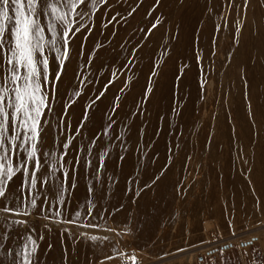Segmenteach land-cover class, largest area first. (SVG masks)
Listing matches in <instances>:
<instances>
[{
    "label": "bare ground",
    "instance_id": "bare-ground-1",
    "mask_svg": "<svg viewBox=\"0 0 264 264\" xmlns=\"http://www.w3.org/2000/svg\"><path fill=\"white\" fill-rule=\"evenodd\" d=\"M137 1L130 0L134 4ZM175 1L176 6L180 3L181 10H187L190 3V0ZM232 8V13H236L238 7L234 1ZM187 12L177 15L176 22H174L175 13L170 12V22L159 27L157 30L158 37L146 39L134 57H128L127 52L130 51L135 40L141 35L139 34L141 31L137 32V29L119 30L118 34H115L116 36L113 34L115 37L111 34L113 38L107 42L110 48L116 51L114 52L116 54L100 50L105 57L103 63L97 62L94 54H87L91 42L79 40L71 45V49L78 52L84 62L91 65L93 69L99 66L107 68L101 67L98 68L99 70L97 69L98 71L96 69L90 71L89 77L96 79L97 83L87 89L80 85L83 77L76 74L77 63H73L62 77V83L59 85V98L53 102V114L49 116L46 131L52 141H55L57 156L61 155V151H67L68 155L65 159L72 160L73 157H76L79 161L74 173L75 187H71L73 169L69 164V180L68 184L65 185L69 190L65 193V203L52 208H49L48 203H44L38 210L39 213L49 214L61 220H75L83 223L104 222L107 215L115 213L120 208L125 209L123 217L127 218L130 208L133 206V209L135 206L139 210L137 240L144 244L158 223V215L154 212L157 199L161 198L164 203H167L171 198L170 191L174 187L184 186L194 175L205 172L208 165L210 170L206 172V177L211 176L213 180L210 182L208 177L205 181V187L222 197L216 199L215 206V210L218 212L217 216L222 224L230 219L232 222L236 220L231 218V215L229 216V209L238 210L242 217H250L264 212V0H250L247 9L238 13V20L230 19L228 21L230 26L235 29L234 34H232L235 38L234 42L237 44L236 56L234 54L235 57L232 58V65L236 66L237 71L233 77L232 83L234 84L229 86L232 97L228 101L227 108L222 104L225 109L219 116L220 124L216 123L218 126L214 124L210 126L211 138L204 147L199 145L196 154L193 153L190 144L176 148L173 147L174 143L172 146H168L164 142V137L171 134L165 127V124H168L166 123L167 116L171 113L178 115L181 106L184 108V103L189 100L192 101L197 95L195 90L190 88V81L197 76L198 70L192 60L198 46L196 47L189 31H184L181 24L177 25L178 19L181 23L183 20L185 21ZM186 21L188 22L189 19ZM119 26L117 24L115 29H119ZM165 31H169V38L171 34L176 35L172 39L173 41L171 39L170 42L168 41ZM81 44L83 45L82 53ZM153 45L156 46L154 47L156 50L158 48V56L150 50ZM165 46L177 48V53L172 56V59L167 60L164 68L158 69L157 64L162 61L161 55ZM200 49L202 50L200 56L202 64L207 65L209 47H200ZM53 55L49 56L50 68L54 67L52 65ZM116 55L122 60V64L121 61L113 60ZM143 56L147 58V61L142 60ZM129 61H131L130 66L126 69L127 63L124 62ZM154 66L156 75L152 76ZM103 69L105 71L102 73L101 70ZM116 71H120L123 83L137 87L133 98L138 99V106L142 113L141 117L135 121L141 129L137 135L125 134V125L119 122L121 114L126 113V110L121 112L117 108L114 113L112 110L114 104L110 100L98 101L99 99H97L98 90L102 87L103 82ZM132 77H137L134 84H132ZM194 82L196 83V81ZM148 88L151 89L150 92H146ZM77 90L81 92V95L79 97L72 96L71 94ZM111 91L113 93L115 89ZM69 99L75 100V103L67 109L66 114L62 115V107ZM189 104L192 102L189 101ZM89 105H92L91 108ZM200 105L202 104L200 103ZM85 109H88L86 120L84 119ZM230 111H233L237 123H232L227 118ZM152 112L154 113L153 116ZM65 122L68 125L66 129ZM110 123L112 126L109 128ZM77 127H80V134H76ZM119 129L122 135H120ZM105 130H107V135H104ZM118 137L119 142L117 141ZM149 139L157 141L153 144L152 151H148L149 153L146 154ZM93 140L96 141L95 144L92 143ZM66 141H71V146L68 150H63L62 143ZM124 147L126 148L124 149ZM88 149L91 151H87ZM44 150L51 151L53 149L43 147L41 151ZM104 151H107L108 155L103 157L104 166L99 167L100 158ZM174 153H180L182 157L180 161H173ZM85 160L90 162L87 169L84 166ZM98 167L99 174L97 176L96 169ZM44 171H47V165H45ZM59 178L62 179L61 173ZM19 183L17 178L15 183L10 185V188L14 197L18 196L25 200L22 206L26 209L29 191L27 189L22 192L17 190ZM144 185L149 186L144 190L147 195L140 193V189L144 188ZM90 187L95 190L93 196L89 195L88 189ZM32 193L40 197L39 205L44 200V194L50 198L54 197L51 185L43 189L37 185V188L31 191ZM135 197L138 200L134 203L132 200ZM90 201L94 202V207L90 205ZM75 207L85 211L87 209V216L81 217L79 215V219H76ZM57 210L62 212L59 217L54 215ZM52 211L53 213H51ZM3 231L8 232V238L0 241L4 246L0 248V259H3L4 264H9V260L4 258L3 253L5 248L13 250L10 236L16 234L17 231L15 226H12L11 229L3 228ZM45 242L44 245L41 242L43 247L38 264H78L76 258L81 250L79 244L75 243L74 240L68 243L64 238L63 240L58 239L53 235Z\"/></svg>",
    "mask_w": 264,
    "mask_h": 264
},
{
    "label": "rangeland",
    "instance_id": "rangeland-1",
    "mask_svg": "<svg viewBox=\"0 0 264 264\" xmlns=\"http://www.w3.org/2000/svg\"><path fill=\"white\" fill-rule=\"evenodd\" d=\"M224 1L225 0H190L187 10H181L180 3L176 6L177 3L175 0H161L159 4L156 3V0H138L135 4L131 3L130 0H109V3L101 6L99 11H97L91 19L82 21V23H87L89 25L90 30L82 29L81 32L77 33L76 37H74L73 43L79 40L91 42L90 46H88L87 54H94L97 58L96 61L103 63L105 60V57L102 55L103 51H110L111 53L116 52L113 48H110L107 41L112 39L119 30L129 31L137 29V32L141 31L139 34L142 36L138 34L139 39L137 38L135 40L133 47L127 52L128 57H134L137 53L136 51L144 45L146 39L158 37L157 30L159 27L170 22V12L175 13L174 22H176L177 15L185 14L188 11L189 13L187 12L186 19H189V21L187 22L185 19V21L183 20L181 23L178 19L177 25L181 24L184 31H189L194 43H196V47L198 46V49L195 51V56L193 57L194 59L192 60V63L198 70L197 76L190 81V88H193L197 95L192 101L189 100L192 104H189L188 101L184 103L185 106L183 104L184 108L181 106L178 114L179 116L172 113V115L169 114V116H167L166 123L168 124H165V127L171 134H167L165 136L167 138L164 137V142L168 146H172L174 143L173 147L176 148L190 144L192 145L193 153L196 154L199 150V145L204 147L211 138L210 126L213 124L218 126L220 124L218 119L220 114L223 113V109L227 108L228 101L232 97L229 86L234 84L232 83L233 77L236 75L237 71L236 66L234 67L232 65V58L236 56L237 45L236 42H234L235 38L233 35L235 29L233 26H230L228 21L230 19L238 20V13L244 10L242 7L244 0H233L234 3H236V7L241 6L236 9V13L234 14L232 13L233 8L227 6V0L226 2ZM133 9H135V11H133ZM112 17L116 19L112 20ZM109 21H111V23ZM193 23L195 24L192 27ZM117 24L120 25L119 29H115ZM105 25H107V27H105ZM153 25H156V27H153ZM112 31L114 33H111ZM106 32L108 33L106 34ZM165 33L168 41L174 39L176 36L175 34H171L172 37L170 36L169 38V31H165ZM111 34L114 35L112 36ZM206 46L209 47L207 53L208 62L207 65H203L200 57L202 55L200 47L204 48ZM151 47L150 50L152 52L154 51L156 56H158V48L156 50L154 48L156 47L155 45ZM176 53L177 48L165 46L161 55L162 61L158 62L157 68H164L169 59H172V56H175ZM113 60L117 62L121 61L120 63L122 64V60H120L117 55ZM142 60L147 61V58L143 56ZM196 62L199 63L197 64ZM73 63L78 64L75 71L77 72V76L83 77L84 86L82 87L86 89L97 83L96 79L89 77L90 71L97 70L101 67L104 69L107 68L105 66H99L93 69L91 65L84 62L83 58L75 50L71 51L70 60L66 64V70H69ZM124 63H127L125 68L128 69L130 66L129 62ZM104 69L101 70L102 73L105 71ZM208 72H210L209 75ZM115 73L116 75H112L103 82L102 87L98 90V96H100L98 101L110 100L113 104H118V109L121 112L126 110V113L121 114L119 122L125 125V134L137 135L141 129L140 126L136 125L135 121L142 115L138 106V99L133 98V94L136 92L137 87L128 86L125 82L123 83V81H121L120 71H116ZM226 73L228 76L224 75ZM136 79L137 77H132V84L137 81ZM194 81H196V83ZM201 84L204 85L203 88H201ZM112 89H115L113 93L111 91ZM121 89H123V91H121ZM101 93H103L102 96L100 95ZM117 97H119V99H117ZM204 99H206V102ZM200 103L202 105H200ZM187 109L191 114L186 113L188 112ZM153 115L154 113L152 116ZM227 118L232 123H237L233 111L228 113ZM46 127L47 125L45 126L44 133H42L44 138L43 147H51L56 151L57 147L48 135ZM119 132L120 135H122L120 129ZM117 139L116 140L119 142V137ZM149 140L147 143L148 147H146L147 151H145L146 149L144 150L146 154L149 153L148 151H152L153 144L157 141ZM125 148L126 147H124V149ZM122 152H124L123 149ZM172 158L174 162H178L182 157L180 153H174ZM209 170L210 166L208 165L205 172L202 174L197 173L187 181L184 186L180 188L178 186L174 187L170 191L171 198L167 203H164L161 198L157 199L154 212L158 215L159 224H156L152 235L144 244L139 243L137 240L139 233V210L135 206L132 209V206L128 212L127 218L123 217L125 209L120 208L115 213L107 215L104 222L91 221L90 223H83L81 221H75V225L65 223L56 225L49 223V221L43 219L44 216H49L52 220L58 218H54L42 212L39 213V211L29 217H14L15 219L28 220L29 226H15L17 232L10 236L12 247H14L13 250H18L19 246L23 243L20 238L22 235L31 234L38 244V251L35 256V264H38L42 247L46 243L45 241L50 236L55 235L58 239L60 238L63 240L64 238L68 243L74 240L75 243L79 244L81 251L76 258L78 264H101V262H103V264H203V261H205L204 264H224L227 258L230 257V253L236 255V257L240 255L251 257L254 259L252 264H264V250L261 247V243L264 244V212L257 213L250 217H242L238 210L229 209V216L231 215L230 217L236 220L232 222L230 219L225 224H222L217 216L218 212L215 210L216 199L222 197L218 196L216 192H211L208 187H205V181H207L208 177L210 182L213 180L211 176L206 177V172ZM57 176L58 178L60 177V172L56 173V177ZM142 189L143 191H140V193L146 194V191H144L146 188ZM31 196L37 197V195L33 193ZM39 200L40 197L38 196L37 205L40 204ZM137 200V197H135L132 202L135 203ZM26 202V209L28 211H33L27 199ZM74 211L76 214L79 213L81 217L87 216L86 211L79 207H75ZM51 213H53V211ZM96 214H98V212H96ZM45 223H49V228L51 230L43 227ZM81 224H90L93 227L76 226ZM65 228L69 229L71 235H69V232L63 231ZM110 229H114V231ZM81 232L100 238L107 237V239L93 242L89 239L80 237L79 233ZM41 242H43V245ZM253 242L255 244L251 247L249 244ZM227 246L231 248L229 247V249L226 250L225 248ZM213 251L214 253L209 255V253ZM107 257H111V259H107ZM132 257L136 258L135 261H133Z\"/></svg>",
    "mask_w": 264,
    "mask_h": 264
},
{
    "label": "snow or ice",
    "instance_id": "snow-or-ice-1",
    "mask_svg": "<svg viewBox=\"0 0 264 264\" xmlns=\"http://www.w3.org/2000/svg\"><path fill=\"white\" fill-rule=\"evenodd\" d=\"M160 2L161 0H156L157 4ZM249 2L250 0H244L242 7L247 9ZM108 3L109 0H0V241L8 238V232L3 231V228L29 226L28 220L14 217L33 216L44 203H48L49 208L65 203V193L69 190L65 187L69 180V164L73 169L71 187H75L74 173L79 161L76 157L72 160L65 159L67 151H61L60 156L56 155L55 149L41 151L44 145L42 133L48 125V117L53 114V102L59 98V85L66 74L73 39L82 29L90 30L89 25L82 21L91 19L101 6ZM227 6L231 8L233 0H227ZM115 19L112 17V20ZM50 55H53L52 68L49 67ZM155 75L154 66L152 76ZM80 85L84 86L83 79ZM203 86L201 84V88ZM150 91V88L146 89V92ZM71 95L79 97L81 92L77 90ZM99 98L100 96H97V99ZM74 103L75 100L69 99L62 107L61 114H66L67 109ZM91 106L89 105V108ZM118 107V104H114V113ZM87 117L88 109H85L84 119ZM109 119L111 120V117ZM81 123L83 124V121ZM111 126L110 123L108 127ZM67 127L65 122V129ZM76 134H80V127H77ZM104 135H107V130ZM53 143L55 144V141ZM92 143L95 144L96 141L93 140ZM70 146L71 141L62 143L63 150H68ZM107 155V151L102 153L99 167L104 166L103 157ZM45 165L47 171H44ZM84 166L87 169L90 162L85 160ZM99 167L96 169L97 176ZM57 172L61 173L62 179L56 177ZM17 178L20 181L17 190L29 191L27 200L33 211H28L22 206L24 199L14 197L10 185L14 184ZM37 185L41 189L51 185L54 197L50 198L44 194L41 205H37L38 197L31 196V191L36 189ZM147 187L148 185H144V188ZM88 191L90 196L95 195L94 188L90 187ZM89 203L92 207L95 206L94 202ZM54 215L59 217L62 212L57 210ZM79 215L76 214V219H79ZM43 219L56 225H75V220H52L49 216H44ZM49 223H45L43 227L49 228ZM76 226L93 227L90 224ZM63 231L69 232V229L65 228ZM79 236L93 242L107 239L90 236L84 232L79 233ZM20 238L23 243L19 249L5 248L4 258L9 260V264H35L37 241L31 234H24ZM2 247L4 246L0 243V248ZM132 259L135 261L136 258ZM0 264H4L3 259H0Z\"/></svg>",
    "mask_w": 264,
    "mask_h": 264
},
{
    "label": "crops",
    "instance_id": "crops-1",
    "mask_svg": "<svg viewBox=\"0 0 264 264\" xmlns=\"http://www.w3.org/2000/svg\"><path fill=\"white\" fill-rule=\"evenodd\" d=\"M254 244L255 243L253 242L249 245L252 247V246H254ZM249 245H247V246H249ZM261 247L264 250V244L263 243H261ZM225 249L228 250L229 248H225ZM204 262L205 261H203V264H204ZM252 262H254V259L251 257H245L244 255H240V256L236 257V255H233L232 253H230V257L227 258V260L225 261L224 264H252ZM219 264H221V263H219Z\"/></svg>",
    "mask_w": 264,
    "mask_h": 264
},
{
    "label": "water",
    "instance_id": "water-1",
    "mask_svg": "<svg viewBox=\"0 0 264 264\" xmlns=\"http://www.w3.org/2000/svg\"><path fill=\"white\" fill-rule=\"evenodd\" d=\"M229 247H230V246H227L226 248H229ZM212 253H214V251H213V252H210L209 255H211Z\"/></svg>",
    "mask_w": 264,
    "mask_h": 264
}]
</instances>
